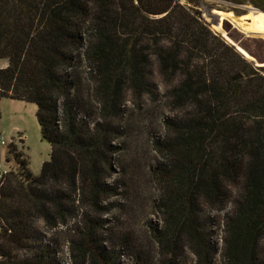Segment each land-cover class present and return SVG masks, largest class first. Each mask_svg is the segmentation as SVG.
<instances>
[{
	"label": "trees",
	"instance_id": "1",
	"mask_svg": "<svg viewBox=\"0 0 264 264\" xmlns=\"http://www.w3.org/2000/svg\"><path fill=\"white\" fill-rule=\"evenodd\" d=\"M230 1L264 12V0ZM208 27L198 11L178 0H0V60L7 63L0 68V96L35 103L41 136L50 145V159L37 176L15 151L19 167L1 187L4 264H61L49 244L31 259L13 252L31 240L34 214L56 227L67 224L72 208L69 230L77 240H70V257L80 264H116L99 232L107 223L103 215L112 211L108 198L126 191L125 177L133 174L134 181L135 169L130 163L122 167L121 180L106 182L112 157L121 150L114 136L124 135L109 124L125 84L135 96L144 92L148 48L164 74L183 76L170 92L174 113L163 119L164 135L151 142L161 157L150 174L162 191L155 206L163 227L149 224L161 249L159 264H178L185 243L195 264H213L216 247L205 236L199 206L225 209L230 187L239 184L242 199L225 221V262L262 264L264 67L253 68ZM83 60L98 83L93 95L102 119L91 124L88 117L98 113L84 100L78 71ZM9 149L14 153V145ZM119 240L129 242L124 233Z\"/></svg>",
	"mask_w": 264,
	"mask_h": 264
},
{
	"label": "rangeland",
	"instance_id": "2",
	"mask_svg": "<svg viewBox=\"0 0 264 264\" xmlns=\"http://www.w3.org/2000/svg\"><path fill=\"white\" fill-rule=\"evenodd\" d=\"M178 1L187 8L198 11L200 17L209 26V30L217 34L227 44L232 45L251 62L253 68L264 67V63H259L252 57V54L255 56L259 54L260 50L264 54L263 11L250 3L239 4L230 0ZM254 12L255 14H253ZM257 16L263 21L258 22ZM233 18L240 19V29L245 31L244 33L234 29L235 26L230 28L229 20ZM220 21L223 28L236 37L237 42L223 35L213 25L214 22L220 23ZM146 42H149L150 45L151 41L146 38L144 43ZM146 54L148 60L142 65L147 83L144 92L135 96L130 86L125 84L121 103L116 112V119L114 123L109 124L111 130L118 128V134L124 135L122 137L114 136L112 143L121 150L118 155L112 157V170L108 173L109 177L106 182L114 184L121 180L122 167L126 168L130 163L135 169L134 181H132L133 174L125 177L126 191L121 189L117 197L108 198V202L113 203L112 211L103 215L107 218V223L99 232V240L105 251L114 253L116 264H134L139 256L140 264H159L162 260L160 247L149 235L150 223H156L159 227H163V214L155 206L162 191L150 174L153 166L161 161V157L154 152L151 142L152 139H158L164 135L163 119L171 118L174 113L170 92L183 76L178 71L174 72L172 76H167L163 73L153 50L148 48ZM258 58H264V56H258ZM81 63L78 71L83 78L84 86L82 88L85 103L88 106L93 103L98 113L88 117L91 124L95 120L100 121L99 118L102 119L99 113V99L93 95L98 83L95 75L88 72L90 65L87 60H83ZM6 64V61L0 60V68L5 67ZM36 109L35 103L0 96V133L8 143L11 139L16 142L14 153L11 151L13 158L9 162H6L4 157L7 147L2 149V164L3 166L8 164L11 172L19 167L16 161L17 157L14 155L15 151L21 154L20 159L28 160V168L35 176L39 175L41 164L50 159V145L41 136ZM81 110L83 108H80L79 111ZM109 120H113V118ZM20 135L23 139L19 141L18 136ZM230 190L231 200L225 209L217 210L215 207L202 204L199 206L201 217L199 219L205 236L209 237L216 247L213 264H226L224 258L227 236L225 221L230 214H234V207L237 201L238 203L241 201L243 195V188L240 184L235 187L231 186ZM72 214H76L73 208L66 216L67 224H59L56 227H49L41 215L34 214L29 219L30 229L27 230L31 240L26 247H17L13 253L23 259H31V256L38 253L42 246L49 244L59 263L80 264L79 261L74 262L70 257V240H77L73 235L71 236L69 230L74 224L75 217L73 218ZM122 233L128 236V243L119 240ZM258 251V260L264 264V236L259 239ZM176 259L178 264H195V258L187 243L183 244L182 251ZM85 264H90V262Z\"/></svg>",
	"mask_w": 264,
	"mask_h": 264
},
{
	"label": "built area",
	"instance_id": "3",
	"mask_svg": "<svg viewBox=\"0 0 264 264\" xmlns=\"http://www.w3.org/2000/svg\"><path fill=\"white\" fill-rule=\"evenodd\" d=\"M23 137L20 135L18 136V140H22ZM10 142L8 143V141L5 139V137L3 135H0V190L1 187L4 184L5 181V177H7L9 175L10 171V166H8V164L6 166H3L2 164V157H3V151L2 149L4 147L6 148V154L4 155L5 157V161L9 162V160H11L12 157V152L9 149L10 145H16L14 139L9 140ZM2 229H4V224L2 222V220L0 219V233L2 232ZM0 264H4V257L2 255H0Z\"/></svg>",
	"mask_w": 264,
	"mask_h": 264
},
{
	"label": "bare ground",
	"instance_id": "4",
	"mask_svg": "<svg viewBox=\"0 0 264 264\" xmlns=\"http://www.w3.org/2000/svg\"><path fill=\"white\" fill-rule=\"evenodd\" d=\"M253 14H255V12L253 13ZM258 15V14H257ZM261 16V15H260ZM257 21L259 22V21H263V20H261V18L260 17H258L257 16ZM230 22H229V24H230V28H233L234 26V29H237L238 31H240V32H242V33H244L245 31H242L240 28V25H241V21H240V19H236V18H233V19H231V20H229ZM254 22H255V20H254ZM220 23H221V21H220ZM263 23H264V21H263ZM222 24V23H221ZM213 25H215V27L217 28V29H219L220 30V32L223 34V35H225V36H227L228 38H230L231 40H233V41H235V42H237L236 41V37L235 36H233V35H231V34H229L228 33V31L226 30V29H224L223 28V26L222 27H220V24H218L217 22H214V24ZM237 25V26H236ZM259 49H261L260 47H258ZM258 56H261V57H263L264 56V54H263V52L260 50V53L259 54H257L256 56L254 55V54H252V57H253V59L255 60V61H257V62H259V63H264V58H258ZM258 58V59H257Z\"/></svg>",
	"mask_w": 264,
	"mask_h": 264
},
{
	"label": "water",
	"instance_id": "5",
	"mask_svg": "<svg viewBox=\"0 0 264 264\" xmlns=\"http://www.w3.org/2000/svg\"><path fill=\"white\" fill-rule=\"evenodd\" d=\"M213 19L215 18V17H212ZM219 19V18H218ZM218 24H220V27H222L223 26V24H221V23H218ZM241 77V74H239V75H237V77H235L236 79H238V78H240Z\"/></svg>",
	"mask_w": 264,
	"mask_h": 264
}]
</instances>
